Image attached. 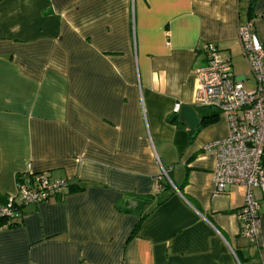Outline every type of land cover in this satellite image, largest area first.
Segmentation results:
<instances>
[{"label":"crops","instance_id":"0c3cea01","mask_svg":"<svg viewBox=\"0 0 264 264\" xmlns=\"http://www.w3.org/2000/svg\"><path fill=\"white\" fill-rule=\"evenodd\" d=\"M250 1L0 0V200L30 173L84 188L21 207L0 264H264V191L250 189L253 241L237 217L247 187L214 196L203 150L227 120L194 104L204 43L253 89L238 28L264 46V0Z\"/></svg>","mask_w":264,"mask_h":264},{"label":"built area","instance_id":"2783aa9c","mask_svg":"<svg viewBox=\"0 0 264 264\" xmlns=\"http://www.w3.org/2000/svg\"><path fill=\"white\" fill-rule=\"evenodd\" d=\"M243 57L252 72L254 87L247 90L241 79L232 73L228 58L213 43L201 46L204 64L194 69L197 85L194 104L214 109L225 116L227 135L203 146L215 158L213 171L214 196H220L229 185H245V203L237 211L240 234L255 240L260 226L259 202L250 189L264 191V46L251 31L247 22L238 28ZM180 105L174 104L176 113ZM168 180V171L162 169L159 177ZM69 180L52 178L46 173H30L16 183L14 194L0 203V227L15 224L24 205L38 204L62 197L67 193Z\"/></svg>","mask_w":264,"mask_h":264},{"label":"trees","instance_id":"16d2710c","mask_svg":"<svg viewBox=\"0 0 264 264\" xmlns=\"http://www.w3.org/2000/svg\"><path fill=\"white\" fill-rule=\"evenodd\" d=\"M255 0H251L250 1V5H249V13H251V10L253 8V4H254ZM83 186H80L78 184H72L70 181H69V185H68V189H67V193H71V192H74V191H80V190H83ZM134 198L138 201V204L140 202L142 203H145V204H149L152 202L153 200V197L152 196H147V197H142V196H139V195H134ZM1 202L0 203H3L5 201V199L2 201L0 200ZM162 200H158L157 204L160 203ZM139 206V209L142 207V205L140 206V204L138 205ZM148 213H141L140 214V217H139V220L137 221V223L135 224L131 234H130V237L131 236H134L137 232V230L139 229V226L141 224V221L145 218V216L147 215ZM4 222V219L1 218L0 219V226L3 224ZM16 224V223H15ZM15 224H11L10 226H13Z\"/></svg>","mask_w":264,"mask_h":264},{"label":"rangeland","instance_id":"374dc122","mask_svg":"<svg viewBox=\"0 0 264 264\" xmlns=\"http://www.w3.org/2000/svg\"><path fill=\"white\" fill-rule=\"evenodd\" d=\"M242 59V60H241ZM241 59H240V61H241V64H240V67L242 66V69L241 70H243V71H248V67H247V65H246V63L244 62V58L243 57H241ZM235 66V65H234ZM236 67V66H235ZM238 74H240V72L238 71V69L235 71V73H234V75H238ZM251 88H252V86H251ZM250 89V88H249Z\"/></svg>","mask_w":264,"mask_h":264}]
</instances>
